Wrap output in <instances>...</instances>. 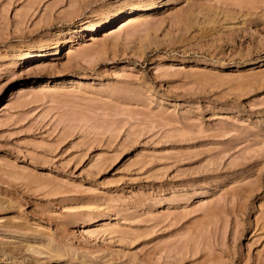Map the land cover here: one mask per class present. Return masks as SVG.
<instances>
[{
	"label": "rangeland",
	"instance_id": "374dc122",
	"mask_svg": "<svg viewBox=\"0 0 264 264\" xmlns=\"http://www.w3.org/2000/svg\"><path fill=\"white\" fill-rule=\"evenodd\" d=\"M103 1L0 0V264H264V0Z\"/></svg>",
	"mask_w": 264,
	"mask_h": 264
},
{
	"label": "bare ground",
	"instance_id": "6f19581e",
	"mask_svg": "<svg viewBox=\"0 0 264 264\" xmlns=\"http://www.w3.org/2000/svg\"><path fill=\"white\" fill-rule=\"evenodd\" d=\"M123 1L124 0H104L101 4L95 7H90L88 10H86V12L83 13L82 17L80 18L82 28L93 25L95 20L102 19L103 15H106V13H108L109 11L111 12V10H113ZM55 38V35H35L30 38L21 40L20 42L12 45L8 52L0 53V59L8 58L13 52L15 53L16 50H23L27 54L31 53L33 50H36L41 46H45L46 44L53 42Z\"/></svg>",
	"mask_w": 264,
	"mask_h": 264
}]
</instances>
